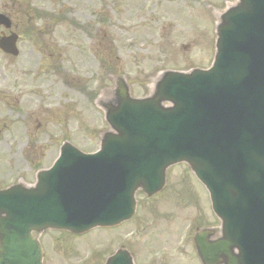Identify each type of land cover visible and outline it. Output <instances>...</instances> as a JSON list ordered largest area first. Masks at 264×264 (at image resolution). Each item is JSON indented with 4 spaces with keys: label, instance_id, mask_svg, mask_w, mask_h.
I'll return each mask as SVG.
<instances>
[{
    "label": "water",
    "instance_id": "95a60500",
    "mask_svg": "<svg viewBox=\"0 0 264 264\" xmlns=\"http://www.w3.org/2000/svg\"><path fill=\"white\" fill-rule=\"evenodd\" d=\"M219 38L212 71L168 74L161 83L159 99L174 108L122 100L110 116L120 135L109 136L102 153L87 157L66 146L37 190L0 192V214L7 215L0 219V264L34 252L33 229L122 219L137 185L158 189L165 167L183 160L225 221V241L199 240L204 262L224 255L229 264H264V0H243L224 17Z\"/></svg>",
    "mask_w": 264,
    "mask_h": 264
},
{
    "label": "rangeland",
    "instance_id": "374dc122",
    "mask_svg": "<svg viewBox=\"0 0 264 264\" xmlns=\"http://www.w3.org/2000/svg\"><path fill=\"white\" fill-rule=\"evenodd\" d=\"M236 1L33 2L34 8L55 15L70 10L65 21L61 25L55 24L45 37L53 42L51 50L54 54L40 53L35 42L32 47L30 41L24 40L20 44L22 51L18 58L0 53V189L17 183H34L36 173L51 165L59 145L68 136L87 152L99 146L102 133L108 130L104 112L99 109V103L91 101L76 85L77 82H87V91L95 92L97 101L100 94L103 103L105 99L112 98V90H115L119 78L126 80L133 97H145L166 70L208 68L215 53L219 17ZM75 8L77 11L72 12ZM12 16L15 25L20 26L21 17L17 13H12ZM76 23L78 26H75ZM40 26L38 23L37 28ZM70 36H79L81 48L71 46L63 52L61 47L67 46ZM88 36L97 37L94 40ZM94 42L97 52L93 58ZM183 46L189 47L184 49ZM140 48L144 50L140 51ZM53 108L54 111H50ZM36 109L39 113L34 112ZM87 121L89 131L86 129ZM52 146L56 149L52 150ZM179 170L176 167L171 173ZM176 179L170 176L160 201L171 194ZM179 189L180 197L174 208H196L208 212L206 189L191 172L183 170ZM152 205L149 204L146 211L148 224L158 216V212H149ZM173 218L174 214L168 213L159 222L160 226H166L160 229L161 236L166 239L170 236L173 244L170 249L173 256L171 264H201L192 247V236L205 226L217 228L218 222L194 219L192 215H183L180 221ZM134 226L129 224L127 231ZM57 236L61 239H53L51 232L48 234L56 244L52 258L46 264H97L95 258L81 253L82 249L77 246L70 253L62 252L64 243L69 245L75 240L70 241L64 235ZM93 239L104 243L108 236L93 234ZM82 240L78 241L83 243ZM86 245L87 242L83 244ZM57 248L60 253L56 252ZM145 248L149 251L148 247Z\"/></svg>",
    "mask_w": 264,
    "mask_h": 264
},
{
    "label": "bare ground",
    "instance_id": "6f19581e",
    "mask_svg": "<svg viewBox=\"0 0 264 264\" xmlns=\"http://www.w3.org/2000/svg\"><path fill=\"white\" fill-rule=\"evenodd\" d=\"M13 228H15V226Z\"/></svg>",
    "mask_w": 264,
    "mask_h": 264
}]
</instances>
